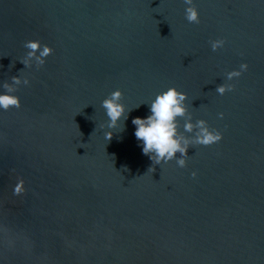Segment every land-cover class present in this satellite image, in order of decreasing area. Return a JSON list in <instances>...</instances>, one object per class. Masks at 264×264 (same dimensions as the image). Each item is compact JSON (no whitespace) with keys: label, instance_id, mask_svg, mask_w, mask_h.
<instances>
[{"label":"water","instance_id":"obj_1","mask_svg":"<svg viewBox=\"0 0 264 264\" xmlns=\"http://www.w3.org/2000/svg\"><path fill=\"white\" fill-rule=\"evenodd\" d=\"M194 3L198 24L184 0H0V93L30 80L0 109V225L17 240L0 233V264H264V0ZM32 39L53 48L41 67L21 61ZM172 86L224 134L185 167L154 165L132 123ZM116 89L132 110L107 141Z\"/></svg>","mask_w":264,"mask_h":264},{"label":"clouds","instance_id":"obj_2","mask_svg":"<svg viewBox=\"0 0 264 264\" xmlns=\"http://www.w3.org/2000/svg\"><path fill=\"white\" fill-rule=\"evenodd\" d=\"M187 5L185 8V18L189 23L200 22V12L195 5L194 0H184ZM211 48L216 51L224 46L225 39L217 38L212 40ZM24 47L28 49L26 55L21 61L30 67L33 63L37 67L45 64L46 58L53 53V48L50 45L42 44L39 39H32L25 42ZM249 65L244 62L238 69H234L227 73V80L231 81L233 78L241 76ZM12 82H4L3 88L6 91L0 93V109L7 111L11 108H20L22 106L21 97L16 94L20 85L30 84V80L26 77L13 76ZM235 88L234 84L222 83L217 86L215 91L223 95L226 92ZM124 93L122 89L112 91L103 101L102 107L108 117L106 125L109 130L105 133V139L110 141L114 135L112 129H116L121 120L126 121L129 110L122 102ZM188 98V93L180 90L176 86H172L165 91L156 95L150 103V115L147 117H135L132 120L133 125L136 126L135 137L142 142V151L145 155H150V158L155 164L167 163L176 160L179 167L187 165L188 149L192 145H213L223 138V132L212 129L205 119H199L193 122L188 112V106L185 103ZM223 118L224 113H219ZM188 117L184 123V132L192 133L194 136H186L180 131V118ZM79 127V126H78ZM123 128L120 129L122 131ZM82 135V133H81ZM83 146V145H81ZM180 153V156H177ZM149 171L154 172L155 168L150 167ZM144 174V175H145ZM197 173L194 171L192 176L195 177ZM24 181L20 180L14 188L13 195H20L24 191ZM0 233H3L4 243L7 248L14 250L17 246V240L12 232V229L7 225H0Z\"/></svg>","mask_w":264,"mask_h":264}]
</instances>
